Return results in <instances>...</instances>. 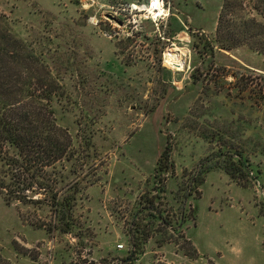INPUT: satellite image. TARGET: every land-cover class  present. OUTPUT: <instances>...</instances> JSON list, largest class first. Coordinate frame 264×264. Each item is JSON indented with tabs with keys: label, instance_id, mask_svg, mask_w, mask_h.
Returning a JSON list of instances; mask_svg holds the SVG:
<instances>
[{
	"label": "rangeland",
	"instance_id": "374dc122",
	"mask_svg": "<svg viewBox=\"0 0 264 264\" xmlns=\"http://www.w3.org/2000/svg\"><path fill=\"white\" fill-rule=\"evenodd\" d=\"M145 1L0 0L35 74L56 87V123L92 143L69 232L46 203L0 195V264H110L129 250L132 226L147 234L132 264H264V48L215 47L223 0H164L156 21L130 7ZM256 3L243 0L240 13L264 25ZM194 33L212 52L192 49ZM167 141L173 168L157 176ZM227 150L246 160L244 178L221 166ZM150 196L169 224L150 217Z\"/></svg>",
	"mask_w": 264,
	"mask_h": 264
},
{
	"label": "trees",
	"instance_id": "16d2710c",
	"mask_svg": "<svg viewBox=\"0 0 264 264\" xmlns=\"http://www.w3.org/2000/svg\"><path fill=\"white\" fill-rule=\"evenodd\" d=\"M256 2L264 10V0ZM242 3L243 0L222 1L216 18L217 49H230L239 43L252 44L260 51L264 48V25L241 14ZM192 37V49L199 55L212 52V42L196 33ZM35 63L32 53H27L23 41L11 32L7 19L0 13V195L6 202L46 203L56 217V228L69 232L74 226L72 207L80 189V174L92 143L88 136L74 138L68 128L56 123L50 104L56 87L44 76L41 81L35 74ZM190 76L196 81L193 72ZM218 155L222 156L220 164L227 174L232 178L245 177L247 163L239 151L227 150ZM154 168L157 176L173 168L168 141L159 151ZM207 170L201 167L200 173ZM194 179L196 185L202 177ZM152 198H146L154 210L150 217L169 224L153 206ZM130 229L129 250L110 264H132L139 252L147 234L137 226ZM98 264L108 261L101 259Z\"/></svg>",
	"mask_w": 264,
	"mask_h": 264
},
{
	"label": "built area",
	"instance_id": "2783aa9c",
	"mask_svg": "<svg viewBox=\"0 0 264 264\" xmlns=\"http://www.w3.org/2000/svg\"><path fill=\"white\" fill-rule=\"evenodd\" d=\"M164 4H165L164 0H146L145 3L140 4V7H138L139 5L137 4H131L130 7L131 9H137L138 12H140L139 14L141 16H144V18L150 19L152 21H156L159 19H163L168 13V7H166ZM167 48H165L164 51L162 52V58L164 57V52ZM183 61L185 60L183 59Z\"/></svg>",
	"mask_w": 264,
	"mask_h": 264
},
{
	"label": "bare ground",
	"instance_id": "6f19581e",
	"mask_svg": "<svg viewBox=\"0 0 264 264\" xmlns=\"http://www.w3.org/2000/svg\"><path fill=\"white\" fill-rule=\"evenodd\" d=\"M164 57L170 61L174 68L180 69L182 66V60L179 56V52L174 49H166L164 52Z\"/></svg>",
	"mask_w": 264,
	"mask_h": 264
}]
</instances>
